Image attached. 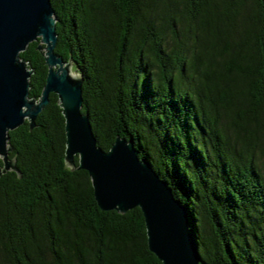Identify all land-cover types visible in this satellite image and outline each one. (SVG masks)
<instances>
[{
	"label": "trees",
	"instance_id": "obj_1",
	"mask_svg": "<svg viewBox=\"0 0 264 264\" xmlns=\"http://www.w3.org/2000/svg\"><path fill=\"white\" fill-rule=\"evenodd\" d=\"M50 1L97 144L134 140L185 206L203 263L264 264V0ZM38 41L19 52L35 98ZM8 134L20 174L0 173V264H161L141 210L100 209L86 170L65 164L55 93Z\"/></svg>",
	"mask_w": 264,
	"mask_h": 264
},
{
	"label": "water",
	"instance_id": "obj_2",
	"mask_svg": "<svg viewBox=\"0 0 264 264\" xmlns=\"http://www.w3.org/2000/svg\"><path fill=\"white\" fill-rule=\"evenodd\" d=\"M55 20L50 0H0V173L11 169L20 174L15 158L8 157V132L25 119L32 128L49 93H55L64 118L65 164L86 170L97 206L119 213L138 207L147 248L161 264H206L185 206L150 162L138 156L134 140L116 135L107 150L97 144L88 113L81 110L82 75L54 51ZM37 39L47 72L35 98L28 96L32 69L19 52Z\"/></svg>",
	"mask_w": 264,
	"mask_h": 264
}]
</instances>
